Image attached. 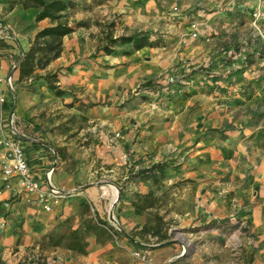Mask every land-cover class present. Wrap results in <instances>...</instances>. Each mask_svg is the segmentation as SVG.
<instances>
[{"label": "rangeland", "instance_id": "rangeland-1", "mask_svg": "<svg viewBox=\"0 0 264 264\" xmlns=\"http://www.w3.org/2000/svg\"><path fill=\"white\" fill-rule=\"evenodd\" d=\"M65 1L68 8L62 14L74 27V32L63 38V48H89L85 58H90L93 51L96 55L104 52L102 48L109 44L110 37H128L129 41H116L110 55L123 58L127 64L134 61L136 55L135 62L153 72L129 94L135 96L149 84L153 95L161 96L156 100L146 95L140 98L141 103L145 101L141 110H158L155 117H146L143 124L148 130L141 153L143 159L136 163L133 155L123 154L124 161L130 163L129 183L126 184L131 188L129 202L143 219L125 232L140 239L151 252L178 244L182 260L186 258L183 264H253L255 235L247 207L240 210L232 207L236 203L233 197L249 189L248 165L239 160L235 149L222 147L221 160L204 168V175L209 180V189L219 191L222 196L226 195V201H231V209L219 216L196 211L197 201L191 194L196 192L198 185L194 179L186 177L191 167L185 165V147L181 142L187 136V125L203 119L196 114L193 116L200 110L201 102L204 103L202 95L222 90L230 101L233 95L240 94L239 100L232 104L244 113L243 110L249 109L253 92L264 90V13L261 12L256 21L252 17L254 8H262V4H254V0ZM174 6L180 9L177 13L173 12ZM193 21L200 30L196 38L190 35ZM48 23V20L44 21V24ZM139 42L145 45L137 49ZM199 45L210 47L209 61L191 68L187 65V52L192 46ZM68 55L67 61L71 63L80 59V53ZM36 72L49 73L47 70ZM201 73L215 78L222 76L228 83L224 87L216 83L207 87L200 83L191 86L189 77L196 74L200 77ZM18 87H28V77L19 79ZM74 89L78 92V88H70L71 91ZM168 93L171 95H166ZM79 98L74 94V99ZM257 102L264 103V97ZM90 104L89 101L81 102L75 108L82 111ZM226 112L230 120L225 117L222 123L213 121L206 134L236 127L239 122L236 116L233 117V110ZM84 119L85 116L80 115V122L76 124L87 126ZM229 135L222 134L223 138ZM84 136V143H89L88 133ZM81 140V137L76 138V147ZM156 164L159 166L154 167ZM137 179L142 180L145 187L141 192L132 189L136 187ZM100 180H103L100 185L109 183L99 177L96 181ZM7 183L9 187L3 188L0 166V264H49L52 253L58 249L84 254L92 238L97 242L112 238L124 240L123 231L115 227L110 212L109 215L106 210L99 213L86 201L80 206L69 202L65 211L55 213L54 207L59 200L50 212H44L55 214V218H50L48 230L28 246V206L33 205L28 204L25 193L20 192L17 178ZM118 201L112 203V211ZM127 251L133 264L140 261L132 255L133 249Z\"/></svg>", "mask_w": 264, "mask_h": 264}, {"label": "crops", "instance_id": "crops-1", "mask_svg": "<svg viewBox=\"0 0 264 264\" xmlns=\"http://www.w3.org/2000/svg\"><path fill=\"white\" fill-rule=\"evenodd\" d=\"M256 2L254 0L253 3ZM38 11L36 8H25L18 0H0V22L11 25L18 38L14 44L0 39V43H3L0 45L1 75L11 70L12 56L16 51L14 47L26 51L36 32L48 25L44 24L47 19L35 21ZM189 49V67L209 61L210 47L199 45ZM87 51L90 52L89 48L81 46L64 47L60 56L43 69L50 74L56 73V85L65 92L62 95H56L42 78H28V89H20L18 67L14 70L15 115L23 123L22 131L28 137L22 138L21 145L32 178L40 185H45L46 173L51 169V184L68 191L63 202L60 200L55 205V213L65 211L67 204L76 203L74 205L80 206L88 201L99 213L106 210L109 215L110 212L115 227L123 231L124 240L120 241L113 238L105 242L89 239L84 254L58 249L52 253L49 264H133L127 250L133 249L131 238H138L125 231L143 219L134 212L129 202L131 188L126 184L129 183L130 163L124 161L123 154L127 152L133 155L136 163L143 159L144 136L148 132L143 124L146 117H155L158 110H141L145 101L141 103L140 98L146 95L156 100L160 95H153L149 84L136 92L135 96L129 94L136 85L149 79L146 78L149 73H153L148 72L145 65L135 62L136 55L134 61L127 64L123 58L104 52L96 55L93 51L90 58H85ZM70 52L76 55L80 53L78 62L67 61ZM196 75L188 79L191 86L200 83L207 87L216 83L224 87L228 83L222 76ZM70 88H78V92ZM74 94L80 98L74 99ZM237 96L240 94L233 95L228 101L222 90L201 96L204 103L201 102L200 110L193 116L196 114L203 119L187 125V136L181 142L185 147V165L191 167L186 177L194 179L198 185L196 192L191 194L197 201L196 211L219 216L228 208L231 209L232 203L229 199L226 201V195L224 197L219 191L208 188L209 180L204 175V168L221 160L222 147L237 151L239 160L248 165L250 179L249 189L233 197L236 203L232 207L236 210L247 207L250 227L255 235L253 264H264V103L257 102L264 97V90L253 92L249 109L243 110L244 113L239 112L240 107L232 104L239 100ZM87 101L91 104L86 109L79 111L75 108L76 104ZM228 109L233 110V117L238 118L236 127L206 134V129L213 121L222 123L225 117L230 120L226 112ZM82 114L85 116L84 121L88 122L87 126L76 124L80 122ZM86 133L90 138L89 143H84ZM224 133L230 135L223 138ZM78 137L82 140L76 147ZM98 177L107 179L104 182L114 185L118 191L120 198L116 200L118 204L114 205L113 211L112 198L99 184L103 180L96 181ZM132 189L143 191V181L137 179L136 187ZM33 207L28 206V246L48 230L51 216L55 218V214H46ZM147 253L150 260H140L136 264H165L167 261H171L170 264H183L186 260H182L178 244H170L152 252L148 250Z\"/></svg>", "mask_w": 264, "mask_h": 264}, {"label": "built area", "instance_id": "built-area-1", "mask_svg": "<svg viewBox=\"0 0 264 264\" xmlns=\"http://www.w3.org/2000/svg\"><path fill=\"white\" fill-rule=\"evenodd\" d=\"M262 4L252 11V17L256 21L261 12L264 13V0H257ZM173 12L177 13L180 9L177 6L172 7ZM191 37L199 36L198 26L195 21L191 23ZM0 39L5 42L18 41L16 31L6 22H0ZM11 44V43H10ZM14 56H12L11 70L6 75L0 74V166H1V184L3 188L9 187L12 178L19 180L20 192L25 193L27 202L30 205L37 206L43 212H50L53 205L59 200L65 198L68 191L60 190L53 186L50 181L51 169L46 173V184L40 185L30 176L29 168L24 156L21 145V138H28L22 131V122L15 115V84L12 81L14 70L19 66L23 59L25 50L20 47H14ZM173 78L171 77V81ZM1 193V191H0ZM19 196V194L17 195ZM131 238V237H130ZM133 243L132 255L144 262L150 260L147 255L146 245L139 239L131 238ZM171 262V261H170ZM169 261L165 264H170Z\"/></svg>", "mask_w": 264, "mask_h": 264}, {"label": "trees", "instance_id": "trees-1", "mask_svg": "<svg viewBox=\"0 0 264 264\" xmlns=\"http://www.w3.org/2000/svg\"><path fill=\"white\" fill-rule=\"evenodd\" d=\"M18 3H21L25 8L31 7L39 10L35 15V21L47 19L49 22L48 25L36 32L28 51L25 52L24 58L20 61L19 79L21 80L24 76L28 78H42L56 95H62L65 92L56 85V73L38 74L36 70L45 69L53 60L60 56L63 49V38L74 31V27L62 14L68 8V3L65 0H18ZM129 39L128 37H110L109 44L103 46L102 49L106 54H110L112 45L116 41H129ZM144 45L143 42H139L136 48L139 49ZM157 166L159 164H156L154 167Z\"/></svg>", "mask_w": 264, "mask_h": 264}, {"label": "bare ground", "instance_id": "bare-ground-1", "mask_svg": "<svg viewBox=\"0 0 264 264\" xmlns=\"http://www.w3.org/2000/svg\"><path fill=\"white\" fill-rule=\"evenodd\" d=\"M106 184V183H105ZM102 188H103V191L105 193H109L111 198H112V202H115L117 200V189L115 188L114 185L110 184V183H107V185H103L102 184Z\"/></svg>", "mask_w": 264, "mask_h": 264}, {"label": "water", "instance_id": "water-1", "mask_svg": "<svg viewBox=\"0 0 264 264\" xmlns=\"http://www.w3.org/2000/svg\"><path fill=\"white\" fill-rule=\"evenodd\" d=\"M122 232V231H121Z\"/></svg>", "mask_w": 264, "mask_h": 264}]
</instances>
